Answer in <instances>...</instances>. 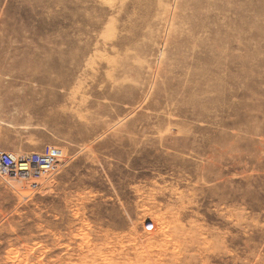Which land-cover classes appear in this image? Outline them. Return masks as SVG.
I'll return each instance as SVG.
<instances>
[{
    "label": "rangeland",
    "instance_id": "1",
    "mask_svg": "<svg viewBox=\"0 0 264 264\" xmlns=\"http://www.w3.org/2000/svg\"><path fill=\"white\" fill-rule=\"evenodd\" d=\"M0 264H264V0H0Z\"/></svg>",
    "mask_w": 264,
    "mask_h": 264
}]
</instances>
